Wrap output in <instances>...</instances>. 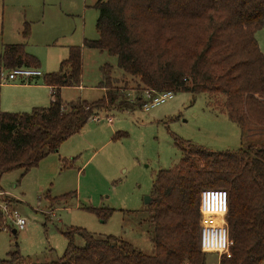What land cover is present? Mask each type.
Instances as JSON below:
<instances>
[{
	"label": "trees",
	"instance_id": "obj_1",
	"mask_svg": "<svg viewBox=\"0 0 264 264\" xmlns=\"http://www.w3.org/2000/svg\"><path fill=\"white\" fill-rule=\"evenodd\" d=\"M93 7L97 38L68 47L58 69L42 76L51 88L49 104L0 112V179L13 170L27 173L100 111L141 108L145 89L207 94L242 134L245 127L264 134V53L255 37L264 24V0H96ZM28 34L25 24L22 36ZM82 48L115 57L123 77H115L105 63L98 83L101 98L64 102L61 88L81 84ZM0 66L39 69L40 63L23 43H15L3 45ZM177 146L178 164L158 171L153 185L148 209L152 255L116 236L70 227L62 232L66 246L57 260L27 263L14 251L0 264H207L198 243L199 194L206 188L228 193L232 245L219 264H264V140L233 152L182 141ZM84 210L103 222L114 211ZM76 235L83 246L75 245Z\"/></svg>",
	"mask_w": 264,
	"mask_h": 264
},
{
	"label": "rangeland",
	"instance_id": "obj_2",
	"mask_svg": "<svg viewBox=\"0 0 264 264\" xmlns=\"http://www.w3.org/2000/svg\"><path fill=\"white\" fill-rule=\"evenodd\" d=\"M95 2L0 0V38L4 35L23 43L25 50L38 59L42 74L55 71L59 58L67 56L68 47L97 38ZM25 24L29 28L27 38L22 36ZM255 37L264 53V24ZM105 63L112 65L115 77H123L115 57L82 48L81 89H62V98H101L104 90L98 83L100 67ZM7 72L0 66L1 80V74ZM127 84L134 85L131 81ZM213 103L214 98L204 93L176 92L172 99L149 111L113 107L100 111L27 173L21 169L5 173L0 191L8 195L1 199L9 210L18 211L26 225L16 230L9 214L0 215V223L7 225L0 229V260L18 251L27 263L53 262L63 253L66 239L62 232L70 227L84 228L97 237L116 236L143 254L152 255L148 219L151 194L158 171L174 168L181 158L177 141L233 152L248 146L256 148L264 140L257 127H245L242 134L241 127ZM65 194H70L65 200L52 202ZM85 207L114 211L103 222ZM74 243L81 247L84 241L76 235ZM206 262L218 264L217 254L207 253Z\"/></svg>",
	"mask_w": 264,
	"mask_h": 264
},
{
	"label": "built area",
	"instance_id": "obj_3",
	"mask_svg": "<svg viewBox=\"0 0 264 264\" xmlns=\"http://www.w3.org/2000/svg\"><path fill=\"white\" fill-rule=\"evenodd\" d=\"M43 74L38 68L31 67H14L6 74H1L3 81H13L16 78L24 82H30L33 79L42 77ZM174 92L165 90L156 92L145 89L142 92L141 108L144 111L165 103L173 98ZM97 116H94L96 118ZM108 121H112L108 117ZM7 193L0 191V215L9 214V218L16 226V230H23L26 225L25 219L19 215L17 210H9L8 205L1 199ZM229 208L228 193L223 189L206 188L199 194V248L205 253H214L220 258L229 253L232 241L228 236L226 216ZM9 210V212H8ZM6 224H1L0 229H4Z\"/></svg>",
	"mask_w": 264,
	"mask_h": 264
},
{
	"label": "crops",
	"instance_id": "obj_4",
	"mask_svg": "<svg viewBox=\"0 0 264 264\" xmlns=\"http://www.w3.org/2000/svg\"><path fill=\"white\" fill-rule=\"evenodd\" d=\"M15 43H20V41L12 38L6 39L3 35V37L0 38V52L4 44ZM66 57L63 58L62 56V58H59L60 61L58 60V67L60 62ZM47 71H45L43 75L50 73ZM65 88L67 87L61 88V95L62 89ZM74 88L81 89V84L80 86ZM50 100L51 88L43 82L42 77L33 79L30 82H24L21 79H15L13 81L5 82L0 79V112H27L30 111L33 107L47 106ZM63 101L68 102L69 100L63 99Z\"/></svg>",
	"mask_w": 264,
	"mask_h": 264
},
{
	"label": "water",
	"instance_id": "obj_5",
	"mask_svg": "<svg viewBox=\"0 0 264 264\" xmlns=\"http://www.w3.org/2000/svg\"><path fill=\"white\" fill-rule=\"evenodd\" d=\"M147 200H149V201H150V198H147ZM14 232H15V230H14Z\"/></svg>",
	"mask_w": 264,
	"mask_h": 264
}]
</instances>
